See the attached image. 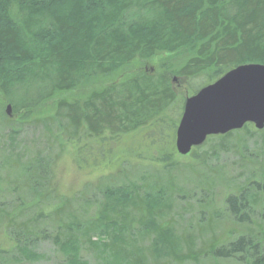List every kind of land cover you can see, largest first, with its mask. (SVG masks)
Returning <instances> with one entry per match:
<instances>
[{
  "label": "trees",
  "instance_id": "obj_1",
  "mask_svg": "<svg viewBox=\"0 0 264 264\" xmlns=\"http://www.w3.org/2000/svg\"><path fill=\"white\" fill-rule=\"evenodd\" d=\"M159 55L183 61L145 73ZM241 65L264 66V0H0L7 134L39 124L47 151L60 139L76 163L91 139L114 154L145 130L150 146L131 174L117 165L68 196L45 188L47 155L20 167V152L0 154L2 172L19 165L27 180L0 172V264L38 261L42 243L58 264H264V130L208 138L182 165L173 149L185 98Z\"/></svg>",
  "mask_w": 264,
  "mask_h": 264
},
{
  "label": "rangeland",
  "instance_id": "obj_2",
  "mask_svg": "<svg viewBox=\"0 0 264 264\" xmlns=\"http://www.w3.org/2000/svg\"><path fill=\"white\" fill-rule=\"evenodd\" d=\"M169 58L163 55H159L152 59L151 61L145 63L143 65V70L145 73L149 75H162L164 70L170 68V70H174L180 65V62L183 61L181 56L172 57L171 60L167 61ZM163 67L161 69L160 67ZM154 77V76H153ZM171 82V79H170ZM176 84V83H172ZM195 84L198 87L201 82L195 81ZM182 85L175 88L177 95L181 93ZM180 88V89H179ZM65 112V111H64ZM176 109H174L172 115L177 116ZM9 120L11 121L12 128H17L19 125L16 123V116L14 117L11 115L9 116ZM19 123V122H18ZM64 124L65 122H61ZM56 124H54V127ZM145 130H140L138 133L134 132L131 134H125L120 136L119 140L115 143L114 154L113 151L108 150L106 142H99L98 140H87L86 147L88 155L86 158L78 163L76 160L73 161L72 156H68V152L70 150V145L66 144L62 140H58L54 142V145L51 147L50 151H47L44 140L42 139V130L37 124L35 127H28L21 130V132L14 136L7 134L4 130L3 124L0 123V154L3 157H14V155L19 154V160L22 164H26L29 162L36 154L47 155L50 157V164H44L45 167L51 174L49 181L44 182L45 188L49 189L50 191L57 192L58 195L62 194L63 196H68L71 192H78L82 190V187L86 184L95 185L97 180L101 179L102 177H110L114 176L111 171L116 168L118 165V169L121 170L124 166V175H129L132 173V166L136 164H144L145 160L142 158L137 157V162L134 159L135 151L140 148L139 153H141L142 157H144V153L146 152L147 147L149 149V140L147 139H139L140 135L144 134ZM66 131L63 135H56L57 138L60 136L65 138ZM59 142L65 146L63 150L59 151L58 144ZM128 150V151H127ZM109 152V154L105 155V152ZM123 153H127L130 157L129 162L127 164H123L120 162ZM1 157V156H0ZM104 157L110 161L104 159ZM226 160L230 162V158L228 155H225ZM175 160L179 164H185L188 162L186 157H175ZM75 162V163H74ZM120 162V163H119ZM78 165L77 167L75 166ZM16 167H7L1 171V176L4 178L6 177L8 181L12 178H17V180L27 181L26 176L23 175L20 170L19 165H14ZM121 166V167H120ZM150 165H148L149 167ZM42 168L37 166L36 170H34V176L32 178L38 177L40 175ZM47 171V173H48ZM19 174V176H16ZM11 182V181H10ZM41 189V188H40ZM0 196L3 199H8L6 192H0ZM49 212V211H48ZM1 226H0V235H1ZM2 238V237H0ZM37 247V246H36ZM34 248V252L41 256L38 261L27 263V264H58V260L56 257L53 258V254L51 253V248L48 244L42 243L37 248Z\"/></svg>",
  "mask_w": 264,
  "mask_h": 264
},
{
  "label": "water",
  "instance_id": "obj_3",
  "mask_svg": "<svg viewBox=\"0 0 264 264\" xmlns=\"http://www.w3.org/2000/svg\"><path fill=\"white\" fill-rule=\"evenodd\" d=\"M11 108L5 107L8 116ZM264 129V66L241 65L200 89L183 103L174 134V150L188 155L207 138L239 131L245 125Z\"/></svg>",
  "mask_w": 264,
  "mask_h": 264
}]
</instances>
